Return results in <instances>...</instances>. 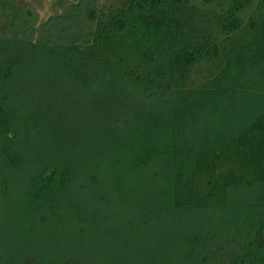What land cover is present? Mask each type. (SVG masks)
I'll return each mask as SVG.
<instances>
[{"label":"trees","instance_id":"1","mask_svg":"<svg viewBox=\"0 0 264 264\" xmlns=\"http://www.w3.org/2000/svg\"><path fill=\"white\" fill-rule=\"evenodd\" d=\"M99 1L0 0V264H264V0Z\"/></svg>","mask_w":264,"mask_h":264},{"label":"rangeland","instance_id":"2","mask_svg":"<svg viewBox=\"0 0 264 264\" xmlns=\"http://www.w3.org/2000/svg\"><path fill=\"white\" fill-rule=\"evenodd\" d=\"M26 1L28 3H33V8L31 12H32V17L35 18V22L34 24H32V27L35 29V32L31 37V41H34L40 38L39 28H38L40 24L43 21H45L49 16L59 11L57 9L55 10L51 9L52 0H39L38 2L35 1L32 2V0H26ZM99 2L100 4H102L104 0H100ZM2 59H4L3 55H0V67L3 65ZM18 67L20 68L25 67L23 66V59L18 60ZM24 72L25 71H21L19 74H17L14 81L11 82L12 84L10 86V90L12 92H14V88H15V94H17V96H19L18 94L22 93V97H24V99H22L21 97L18 100L19 102H21L18 106V109L21 112H26L27 111L26 109H30L34 112V111H39L45 107L48 109V107L53 106L54 97H59L60 95H62V91H63L62 87H59L57 84L48 81L49 79L45 80L43 78V69L41 67H39L37 71V77L39 79H36L34 77L33 78L26 77L27 72L25 73ZM49 77H56V76L54 73H51L49 74L48 78ZM23 82L25 87L24 90L23 88L19 87ZM22 100H24V102ZM70 113L71 112H67L65 115ZM2 219L3 218L1 217L0 221ZM10 221L13 222V220ZM1 224H4V222H1ZM15 224H17L16 225L17 227L15 226L14 229H11L9 232L5 233L6 238L9 237L26 238L25 235L22 233V231H18L21 222H19V220H16ZM0 234H1V228H0ZM70 234L71 231L58 230L57 232H54V240L42 239L39 237L36 239L35 242L28 241V243H26V246L32 249L34 253L36 252L39 260L38 264H40V261L41 262L45 261L47 255H49L50 253L54 251H62L63 253L65 248H68L69 244H73L69 236ZM88 241L90 242V239Z\"/></svg>","mask_w":264,"mask_h":264}]
</instances>
